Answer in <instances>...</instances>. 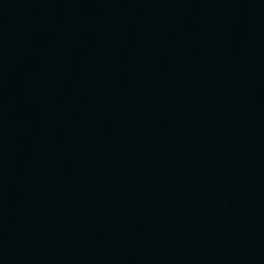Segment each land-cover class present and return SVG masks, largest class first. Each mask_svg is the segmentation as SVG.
Listing matches in <instances>:
<instances>
[{
	"label": "water",
	"instance_id": "obj_1",
	"mask_svg": "<svg viewBox=\"0 0 264 264\" xmlns=\"http://www.w3.org/2000/svg\"><path fill=\"white\" fill-rule=\"evenodd\" d=\"M0 264H264V0H0Z\"/></svg>",
	"mask_w": 264,
	"mask_h": 264
}]
</instances>
